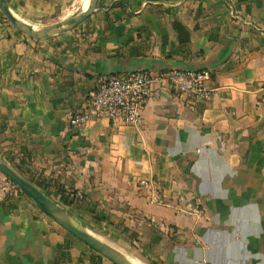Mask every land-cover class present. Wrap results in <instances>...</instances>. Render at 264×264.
I'll use <instances>...</instances> for the list:
<instances>
[{
	"label": "crops",
	"instance_id": "crops-1",
	"mask_svg": "<svg viewBox=\"0 0 264 264\" xmlns=\"http://www.w3.org/2000/svg\"><path fill=\"white\" fill-rule=\"evenodd\" d=\"M7 3L37 26L82 8ZM99 6L45 40L0 11L1 153L90 231L148 264H264V0ZM177 68L211 71V99L191 104L156 81L140 126H71L100 76ZM93 256L0 172V264H113Z\"/></svg>",
	"mask_w": 264,
	"mask_h": 264
},
{
	"label": "built area",
	"instance_id": "built-area-1",
	"mask_svg": "<svg viewBox=\"0 0 264 264\" xmlns=\"http://www.w3.org/2000/svg\"><path fill=\"white\" fill-rule=\"evenodd\" d=\"M210 80L211 71L188 68L103 75L87 98L85 109L72 115L70 124L79 127L91 118H107L114 124L140 126L156 81L166 82L177 96L195 104L207 102L213 96L215 89L209 85ZM141 185L147 187L149 183L143 180Z\"/></svg>",
	"mask_w": 264,
	"mask_h": 264
},
{
	"label": "water",
	"instance_id": "water-1",
	"mask_svg": "<svg viewBox=\"0 0 264 264\" xmlns=\"http://www.w3.org/2000/svg\"><path fill=\"white\" fill-rule=\"evenodd\" d=\"M99 0H91L87 9H79L67 18L48 25L37 26L17 17L7 0H0V11L7 20L27 36L45 40L64 32L71 31L84 23L99 9ZM0 172L13 182L24 194L31 198L47 215L64 227L68 232L82 240L98 254L113 264H135L126 254L102 240L88 228L80 224L62 205L50 197L34 182L14 167L0 151Z\"/></svg>",
	"mask_w": 264,
	"mask_h": 264
},
{
	"label": "rangeland",
	"instance_id": "rangeland-1",
	"mask_svg": "<svg viewBox=\"0 0 264 264\" xmlns=\"http://www.w3.org/2000/svg\"><path fill=\"white\" fill-rule=\"evenodd\" d=\"M5 17V16H4ZM5 19H6V17H5ZM9 21V20H8ZM10 23V22H9ZM12 25V24H11ZM10 181V180H9ZM13 183V182H12ZM13 185H15L14 183H13ZM15 187H17L16 185H15ZM18 188V187H17ZM19 189V188H18ZM54 198V197H53ZM206 211L203 209L202 210V212H201V216H203V217H206ZM80 224H82L84 227H86V228H89V227H87V226H85L81 221H78ZM94 233H96V235L98 236V237H100V238H102V240H104L105 242H107V243H109L111 246H113V247H115V248H117V249H119V250H121L123 253H125L127 256H138L139 254L137 253V251H136V249H127V250H125L121 245H119V244H117V243H114V242H111V241H109V238L107 237V235H105V233H102L101 231L99 232V233H97L96 231L94 232ZM140 256V255H139ZM140 259L139 260H141V261H143L145 264H148L147 263V261H146V259H143V257L141 256V257H139Z\"/></svg>",
	"mask_w": 264,
	"mask_h": 264
},
{
	"label": "trees",
	"instance_id": "trees-1",
	"mask_svg": "<svg viewBox=\"0 0 264 264\" xmlns=\"http://www.w3.org/2000/svg\"><path fill=\"white\" fill-rule=\"evenodd\" d=\"M175 26L179 29V30H181V29H183L184 31H185V29L183 28V26L180 24V23H176L175 24ZM183 32V31H182ZM31 181L32 182H34V183H36V185L37 186H39L43 191H45V192H47L48 191V187H47V185H45L44 183H42V181H35L34 179H32L31 178ZM22 192V191H21ZM23 193V192H22ZM24 194V193H23ZM61 200L63 201V202H66V200L67 199H65L64 197H61ZM93 252H94V256H93V260H99V261H102L104 258H103V256H101L100 254H98L96 251H94L93 250Z\"/></svg>",
	"mask_w": 264,
	"mask_h": 264
},
{
	"label": "bare ground",
	"instance_id": "bare-ground-1",
	"mask_svg": "<svg viewBox=\"0 0 264 264\" xmlns=\"http://www.w3.org/2000/svg\"><path fill=\"white\" fill-rule=\"evenodd\" d=\"M90 1L91 0H81V6H82V8L83 9H87L89 7V5H90ZM127 258H129V260L133 261V263H135V264H145L143 261H141V260H139V259H137L135 257L127 256Z\"/></svg>",
	"mask_w": 264,
	"mask_h": 264
}]
</instances>
